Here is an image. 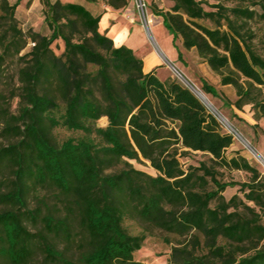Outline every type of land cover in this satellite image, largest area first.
I'll use <instances>...</instances> for the list:
<instances>
[{"label":"trees","instance_id":"obj_1","mask_svg":"<svg viewBox=\"0 0 264 264\" xmlns=\"http://www.w3.org/2000/svg\"><path fill=\"white\" fill-rule=\"evenodd\" d=\"M21 1L0 0V80L8 61L19 62L17 87L0 91V264H33L37 253V264H143L133 255L150 231L170 248L167 264H264V175L239 152L226 157L233 139L199 100L176 80L144 73L130 48L98 31L101 13L87 7L118 10L128 0H40L42 27L27 33L15 16ZM233 1L207 10L203 1L173 0L154 14L233 88L235 101H223L232 117L245 122L234 110L250 106L258 122L264 0ZM58 131L70 136L58 140ZM192 154L204 159L184 168L180 159ZM219 168L246 179L224 181ZM228 189L236 193L226 198ZM128 219L144 230L131 234Z\"/></svg>","mask_w":264,"mask_h":264},{"label":"rangeland","instance_id":"obj_2","mask_svg":"<svg viewBox=\"0 0 264 264\" xmlns=\"http://www.w3.org/2000/svg\"><path fill=\"white\" fill-rule=\"evenodd\" d=\"M28 1V4H31L35 1V5H37V0H23L21 5H24V3ZM203 1V6L205 9L210 10L211 8L208 7V5H215V4H222L224 6L230 7L234 4L233 0H199ZM100 5V2H99ZM152 10V9H151ZM157 10V9H155ZM154 10V11H155ZM153 11V10H152ZM153 11V12H154ZM153 12L148 10V19H149V26L151 29V34L159 46L161 52L163 55L170 60L176 67L177 71L184 77L185 80H187L190 84L195 85L202 94L206 97L208 101H210L211 105L218 110V112L226 118V120L230 123L231 126L236 129L240 135L246 140V142L249 144V146L256 151L258 154H260L262 157H264V120H259L258 122H255L252 118V112L250 110V106H245L241 111L234 110L236 115L242 119L245 122H241L236 120L232 117V112L230 108L224 106L225 100H229L231 103L235 101V91L231 87H221L219 84H216L215 81H217L219 78L213 74L206 64H204L197 56L196 52L194 50H185L182 45L180 39H173L172 34L167 30V28L164 26L163 19L160 16L155 15ZM16 18L18 21L19 27L22 29L24 33H27L29 30L37 31L40 27V19H41V11L39 12L38 6H35L33 8V11L31 13H27L24 11L23 8H19L18 12L16 13ZM107 19V20H106ZM109 17L105 18V21H109ZM103 21L100 25V30L102 32H105L106 29L110 27L109 22ZM262 26V25H261ZM35 29V30H34ZM264 29V27H263ZM264 31V30H263ZM262 31V32H263ZM143 36L138 37V45H140L141 49H146L150 54L152 53V50H154V44L153 39L151 40L149 37H147L146 33L143 30ZM114 33L109 37L115 42L116 46L125 45V39H122L121 41H118L116 36L114 37ZM31 47L30 42L28 41V44L26 45L25 50L22 53H25L29 51ZM51 49L54 52L55 55L61 54L63 50V44L61 41H56L51 45ZM141 49L139 52H141ZM152 49V50H151ZM181 51V52H180ZM178 53H181V58L179 60H176L175 56L178 58ZM175 54V56H174ZM146 67L145 69L148 70L149 66L145 59ZM19 67V62L17 58H14L6 63V65L3 67V76L0 80V91L5 96L8 94V91L11 88L17 87V71ZM156 77L160 80H164L166 77L176 80L183 86H187L184 82H181L180 79L176 77V75L173 73V71L170 69V67L166 66L164 67H156ZM205 80L204 82L211 87V89L215 92V97H213L210 94H206L203 90L202 83L200 80ZM264 91V89H263ZM203 102V101H202ZM14 109V106L12 110ZM106 119L102 118L98 121V125L101 127L106 126ZM245 123H248L249 125H255L257 123V128H250ZM2 129V124L0 123V133ZM224 133L226 130L221 129ZM70 136L68 132L65 131H58L56 132V138L58 140H62L63 138ZM7 141L5 138L1 137L0 134V147L3 145H6ZM239 152L241 155H243L247 161L256 167L263 175L262 168L257 164L255 161L252 153L248 148L245 146V144L240 141L239 139H233V146L226 151L225 156L229 157L230 155H233L235 153ZM204 159L199 154H192L189 157L181 158V164L185 168L189 164L196 165L197 161ZM133 166L136 169H139L149 175L154 176L155 172L149 167L148 164H137L133 162ZM220 172V178L224 181H244L246 179V176L243 173L240 172H227L223 170L222 168H219ZM7 176L5 173L0 176V181L5 179ZM3 191V188L0 186V193ZM236 193V189H228L224 193V196L226 198L230 197ZM48 205H51L53 201H47ZM51 202V203H50ZM37 201L31 197L28 201V206L30 209H34L37 206ZM4 208V205L0 203V210ZM43 212H45V209L43 208ZM29 229H31L33 232L39 230L41 228V225L38 223L36 225H31L27 223ZM125 226L128 229V231L131 234H138L143 229V225L141 223H137L135 221H132L131 219L126 220ZM151 232V233H150ZM147 233V238L145 239L142 248L135 252L133 257L134 260L142 262L143 264H167V259L169 255L170 248L164 244L163 238L161 234L157 231H150ZM72 252V255L74 253V249ZM41 259L40 253H37L36 257H34L33 264H37Z\"/></svg>","mask_w":264,"mask_h":264},{"label":"crops","instance_id":"obj_3","mask_svg":"<svg viewBox=\"0 0 264 264\" xmlns=\"http://www.w3.org/2000/svg\"><path fill=\"white\" fill-rule=\"evenodd\" d=\"M22 1L17 6L16 13L18 12L19 8L20 9L23 8L24 11H26L28 14L33 11V8H35V6H38L39 12L42 9L40 0H37V5H35V1H34L33 3L29 4L28 6H27L28 1H26L24 3V5H21ZM61 1L63 3H77V4L84 5L83 0H61ZM145 2L147 4L148 10L151 12H153L155 9H157L158 11H166V10H169V8L173 5V0H145ZM87 7L89 8V10L94 15L101 13L100 21L98 23V31L101 34H105L107 37L108 36L110 37L112 35V33H114V35L116 36L118 41L125 39L126 44L124 46L130 48L134 52V54L143 61L144 73H149V72L153 71L154 74L157 75L156 74V72H157L156 67L161 66V67L165 68L167 66L165 64V61L173 64L172 62H170V60H168L163 55L159 46L155 42L153 36H152V39L154 40V43L157 46V48L160 50L162 56H160L155 50H152V49H151L152 53L150 54L148 51H146V49L145 50L141 49L140 45H138V37L143 36L144 33H143V28L141 27L139 20H138V17H137L136 12H135L133 0H128L126 7L122 8V9H118V10H114V9L106 6L105 4H100V5L99 4H91V5H87ZM106 17L110 18L109 21H105ZM103 21H105L106 23L109 22V24H110V27L108 29H106L105 32H102L100 30V25L102 24ZM41 27H42V18L40 19L39 30ZM149 28H150V26H149ZM39 30H37V31H39ZM150 32H151V29H150ZM113 44H114V46H116L114 41H113ZM120 46H122V45H120ZM116 47H118V46H116ZM140 49H141V52H139ZM174 56H175V54H174ZM175 58H176V60H179L177 58V56H175ZM145 59H146L148 66H149L148 70L145 69V67H146L145 66L146 65ZM167 78L168 77H166L164 80H160V79L159 80L165 81ZM202 81H205V80H203V79L200 80L201 83H202ZM215 82H216V84H219V79ZM219 86H220V84H219ZM221 87H230V86H221Z\"/></svg>","mask_w":264,"mask_h":264},{"label":"built area","instance_id":"obj_4","mask_svg":"<svg viewBox=\"0 0 264 264\" xmlns=\"http://www.w3.org/2000/svg\"><path fill=\"white\" fill-rule=\"evenodd\" d=\"M133 3H134V7H135V12H136V15L138 17V20H139L141 27L143 28L147 37H149L152 40V35L150 32V28H149L148 8H147V4H146L145 0H133ZM153 44H154V50L160 56H162L160 50L155 45L154 41H153ZM165 64L168 67H170V69L173 71V73L176 75V77L178 79H180L181 82H184L187 85L186 87L185 86L184 87L187 88L199 100V102L205 107L207 112L215 119V121L217 122L220 129L226 130L225 133L230 135L232 137V139H239L240 141H242L245 144V146L248 148V150H250V152L252 153L257 164L262 168L263 175H264V157H262L260 154H258L256 151H254L249 146V144L240 135V133L236 129H234V127L230 125V123L226 120V118H224L218 112V110H216L211 105L210 101L201 97V95H200L201 91L195 85L190 84L187 80H185L184 77L177 71L176 67L173 64L168 63L167 61H165Z\"/></svg>","mask_w":264,"mask_h":264},{"label":"bare ground","instance_id":"obj_5","mask_svg":"<svg viewBox=\"0 0 264 264\" xmlns=\"http://www.w3.org/2000/svg\"><path fill=\"white\" fill-rule=\"evenodd\" d=\"M200 95H201L202 98H205L206 99V97L201 92H200Z\"/></svg>","mask_w":264,"mask_h":264}]
</instances>
